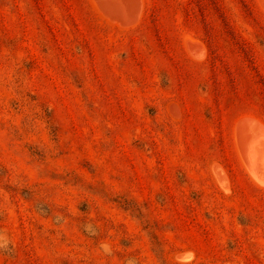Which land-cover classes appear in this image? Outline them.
Here are the masks:
<instances>
[{
    "label": "rangeland",
    "instance_id": "1",
    "mask_svg": "<svg viewBox=\"0 0 264 264\" xmlns=\"http://www.w3.org/2000/svg\"><path fill=\"white\" fill-rule=\"evenodd\" d=\"M0 264H264V0H0Z\"/></svg>",
    "mask_w": 264,
    "mask_h": 264
}]
</instances>
